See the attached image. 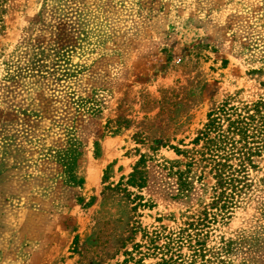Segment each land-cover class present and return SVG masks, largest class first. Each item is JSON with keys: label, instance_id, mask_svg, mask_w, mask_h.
<instances>
[{"label": "rangeland", "instance_id": "obj_1", "mask_svg": "<svg viewBox=\"0 0 264 264\" xmlns=\"http://www.w3.org/2000/svg\"><path fill=\"white\" fill-rule=\"evenodd\" d=\"M258 101L264 0H0V264H264V155L223 214L194 144Z\"/></svg>", "mask_w": 264, "mask_h": 264}, {"label": "trees", "instance_id": "obj_2", "mask_svg": "<svg viewBox=\"0 0 264 264\" xmlns=\"http://www.w3.org/2000/svg\"><path fill=\"white\" fill-rule=\"evenodd\" d=\"M202 143V149L197 151L200 161L205 164L199 180L212 178L215 183L211 186L213 193L212 209L216 208L223 214L228 213L242 193L249 187L248 169L256 168L255 159L264 155V101L240 107L224 105L208 115V123L194 140L195 145ZM178 155L191 153L176 149ZM186 164L191 170L197 163L193 157ZM66 168L69 167L64 162ZM111 166L108 167L107 171ZM209 168V171L207 169ZM190 171H178L179 184L182 194L189 193L192 188ZM128 184L142 189L145 179L140 171L130 175ZM166 237L163 245H159L161 238ZM78 238L75 239V242ZM179 240L172 236L155 234L150 239L154 252L162 254L158 264L178 263V256L174 250ZM198 243V242H197ZM140 248V245H136ZM168 256V259L165 258ZM177 257V258H176Z\"/></svg>", "mask_w": 264, "mask_h": 264}, {"label": "bare ground", "instance_id": "obj_3", "mask_svg": "<svg viewBox=\"0 0 264 264\" xmlns=\"http://www.w3.org/2000/svg\"><path fill=\"white\" fill-rule=\"evenodd\" d=\"M101 167V164L99 163V164H97V165H95V166H93V167H91V172H93L94 174L95 173H97L98 172V169ZM92 173V174H93Z\"/></svg>", "mask_w": 264, "mask_h": 264}]
</instances>
